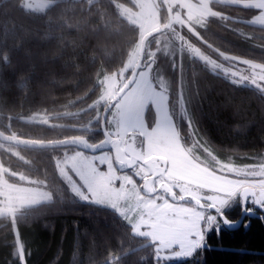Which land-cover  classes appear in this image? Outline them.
I'll return each mask as SVG.
<instances>
[{"label": "trees", "instance_id": "1", "mask_svg": "<svg viewBox=\"0 0 264 264\" xmlns=\"http://www.w3.org/2000/svg\"><path fill=\"white\" fill-rule=\"evenodd\" d=\"M51 1L33 9L24 0H0V155L52 193L50 201L23 209L15 219L0 216V264H264V210L254 200L244 203L241 197L220 214L221 221L223 214L231 222L244 215L239 226L222 222L192 256L164 263L150 239L136 235L117 211L71 190L56 159L76 146L40 143L73 136L103 140V119L91 104L101 94L100 79L125 66L140 28L118 8V3L136 6L133 0ZM239 1L244 0H211L216 14L196 27L192 39L214 56L223 52L264 62V25L251 22L259 10ZM170 15L163 6V23ZM185 68L182 86L202 142L224 162L246 164L263 154L264 88L234 80L198 58ZM179 83L176 72L171 102ZM34 114L52 123L26 119ZM146 121L148 127L156 123L152 107ZM178 126L187 142L186 122ZM245 206L251 213L242 211Z\"/></svg>", "mask_w": 264, "mask_h": 264}, {"label": "rangeland", "instance_id": "2", "mask_svg": "<svg viewBox=\"0 0 264 264\" xmlns=\"http://www.w3.org/2000/svg\"><path fill=\"white\" fill-rule=\"evenodd\" d=\"M133 2L136 6L118 3V8L139 26L138 44L124 67L100 79L101 94L91 104L96 118L103 119L105 136L98 143L85 136L69 138L82 149L64 150L56 163L81 200L117 211L136 235L150 239L156 259L168 263L192 256L206 233L222 226L223 210L241 201L243 188L254 187L264 204V153L246 164L224 162L202 142L182 86L187 62L201 59L232 79H246L260 88H264V62L223 52L214 56L195 45L196 27L216 14L210 0ZM24 3L43 9L52 1ZM255 3L261 12L253 20L264 24V0ZM163 6L171 12L165 23ZM176 72L180 87L171 102L170 86ZM150 107L156 113L153 127L146 121ZM26 119L52 123L45 114ZM183 120L187 142L178 129ZM10 151L21 156L16 149ZM51 199L52 193L41 180L16 169L0 155V216L15 219L23 209Z\"/></svg>", "mask_w": 264, "mask_h": 264}, {"label": "water", "instance_id": "3", "mask_svg": "<svg viewBox=\"0 0 264 264\" xmlns=\"http://www.w3.org/2000/svg\"><path fill=\"white\" fill-rule=\"evenodd\" d=\"M103 129H104V126H103ZM104 133H105V130H104ZM10 141H16V142L21 143V144H30L31 143L28 140H23V139H20V138H10ZM40 145H42V146H45V145H57V146L73 145V146H76V147L82 149L81 145H79V144H77L75 142H72L69 139H65V140H61V141H57V142H52V143L51 142H49V143H40ZM102 149H105V148L103 147V148H99L97 150H91V152H98V151H100ZM241 197H242V200H243L244 203L250 197H252L254 202L256 203V205L264 210V206L260 204V202L258 200V197H257V194H256V191H255V189L253 187H246L245 189H243V191L241 193ZM243 218H244V215L241 217V219L239 221L231 222L228 219H226V217L223 214L221 215V219H222L223 225L226 228H235V227L239 226L242 223Z\"/></svg>", "mask_w": 264, "mask_h": 264}, {"label": "crops", "instance_id": "4", "mask_svg": "<svg viewBox=\"0 0 264 264\" xmlns=\"http://www.w3.org/2000/svg\"><path fill=\"white\" fill-rule=\"evenodd\" d=\"M211 1V0H210ZM256 1V0H255ZM255 1L254 0H244V1H239V3L240 4H243L244 6H248V7H254V8H256V9H258L259 10V13L257 14V15H259L260 14V8H258L259 6H256V3H255ZM257 15H255V16H257ZM254 16V17H255ZM253 17V18H254ZM253 18H251V22L252 23H254V24H259V25H264V24H260V23H258V22H256V21H254L253 20ZM236 63H238L237 61H236ZM234 80H236V79H234ZM237 81H239V80H237ZM241 82V81H240ZM243 83H247V84H249V82L245 79V80H243L242 81ZM255 86V85H254ZM245 187V186H244ZM248 187H250V186H248ZM254 188V187H253ZM243 189H245V188H243ZM243 189H242V191H243ZM255 189V188H254ZM255 191H256V189H255ZM250 198H252V197H250Z\"/></svg>", "mask_w": 264, "mask_h": 264}, {"label": "snow or ice", "instance_id": "5", "mask_svg": "<svg viewBox=\"0 0 264 264\" xmlns=\"http://www.w3.org/2000/svg\"><path fill=\"white\" fill-rule=\"evenodd\" d=\"M242 211H244V213H246V214H249V213H251L250 211H247V209H246V206H245V208H244V209H242ZM245 226H247V225H245ZM220 228H222V227H221V225H220V226H218V227H216L215 229H216V231H219V230H220Z\"/></svg>", "mask_w": 264, "mask_h": 264}]
</instances>
